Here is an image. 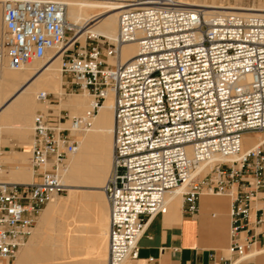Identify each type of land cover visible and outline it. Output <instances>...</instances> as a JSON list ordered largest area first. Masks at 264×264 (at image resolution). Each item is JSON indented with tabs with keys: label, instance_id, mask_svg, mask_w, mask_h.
<instances>
[{
	"label": "built area",
	"instance_id": "obj_1",
	"mask_svg": "<svg viewBox=\"0 0 264 264\" xmlns=\"http://www.w3.org/2000/svg\"><path fill=\"white\" fill-rule=\"evenodd\" d=\"M68 1L0 0V64L17 69L64 46L60 72L94 101L71 117L34 113L31 182L4 178L0 143V264H13L40 211L64 190L59 172L108 91L107 264L137 259L149 221L167 211L165 197L179 186L183 212L190 215L203 194L229 197L234 258L227 264L246 263L255 252L251 237L239 233L264 220V209L254 207L264 190V14L178 0H98L120 8L116 38L87 32L81 44L79 26L66 17ZM128 42L138 50L121 62ZM37 100L47 101V92L40 90ZM250 132L259 136L245 146Z\"/></svg>",
	"mask_w": 264,
	"mask_h": 264
},
{
	"label": "bare ground",
	"instance_id": "obj_2",
	"mask_svg": "<svg viewBox=\"0 0 264 264\" xmlns=\"http://www.w3.org/2000/svg\"><path fill=\"white\" fill-rule=\"evenodd\" d=\"M178 2L182 5L201 6L212 11H240L264 14V8L224 6L216 3L214 0H210L209 2L206 0H194L192 2L178 0ZM119 9V6L98 0H71L67 2L66 17L69 21L79 26V30L76 32L75 37L77 40H80V42L84 43V36L87 32L104 36L112 41L117 35ZM69 45H71V43ZM63 47L64 46H56L50 49L46 54L47 58L41 63L33 61L17 69L10 68L6 63L0 64V129L3 132L9 133L8 124L11 121H15V123H19L21 127V137L25 139L22 135H25L26 131L23 129L26 128L32 111L36 108H41L42 103L37 100V93L40 90L45 91V89L54 91L60 90L59 85L61 79L58 71ZM137 50L138 48L135 42L125 43L121 48L119 61L123 62L127 60L132 55L136 54ZM108 61L112 64L114 63V59L110 58ZM66 99L63 105L73 113H81L82 108L86 105L87 108L81 114L91 109L94 102L93 98L87 101V94L85 92L82 95L75 94ZM112 123L113 95L112 92L108 91L103 101L98 104L97 111L91 119L90 126L77 132V137H79L77 139V149L66 158L65 165L59 172L61 180L70 194L74 193V189L81 187L102 188L108 179L112 157ZM257 136H259L258 132L245 133L244 145L249 146L253 144ZM248 137L251 138L250 142L247 140ZM214 157L216 160L222 159L219 155H215ZM8 160L11 164L15 161L22 164L24 161L22 157L21 159H17L14 156H7V161ZM223 160L228 161L230 159L227 158ZM3 175L7 176L6 178L9 181L31 182L32 171L25 168L23 164L19 166L9 165L8 168L4 170ZM182 189L183 186H179L172 191L171 194L169 193L170 196L167 197V194L165 197L166 201L171 198L179 199V191ZM95 196L103 199L100 191H96ZM56 197L57 196L54 198ZM53 199L50 201H53ZM60 205L61 203L59 201H53L48 204V208L49 210L57 209ZM92 205L94 206L93 203ZM48 217L49 215H47V218ZM18 250L20 252L19 257H17L14 264H80L75 257V251L66 248H62L61 250L59 248L56 249L55 253L57 257H44L43 260H41L42 263H37L35 260H32L33 257L31 256V251L28 249L26 242Z\"/></svg>",
	"mask_w": 264,
	"mask_h": 264
},
{
	"label": "crops",
	"instance_id": "obj_3",
	"mask_svg": "<svg viewBox=\"0 0 264 264\" xmlns=\"http://www.w3.org/2000/svg\"><path fill=\"white\" fill-rule=\"evenodd\" d=\"M4 137L12 136L5 134ZM94 191V189H86L84 192L92 194ZM77 200L71 207L76 218L73 219L72 225L70 222H64L63 234L65 238L61 244L84 247V250H80L79 253L82 255L79 259L81 263L89 262L91 258L103 261L106 240H108L107 202L97 198L95 194ZM66 201L71 202V200ZM66 201L58 208L59 210H62V207L66 208ZM229 205L230 199L227 195L203 194L198 200L197 212L190 215L183 212L181 194L179 199H168L167 211L155 215L140 237L138 257L132 264H227L228 260L234 258V255L228 251L231 243ZM254 207L264 209V190L256 197ZM58 209L49 210L46 204L43 211L37 216L34 229L32 228L26 241L31 256L34 258L32 260L37 263H42L47 238L50 235V233L44 234L43 229L52 221V217L59 211ZM47 215H49L48 218ZM239 235L240 238L243 235L251 237L252 242L249 245V250L255 252L243 264H264V220L259 226L250 223L248 228L242 230ZM41 242L44 244L42 245Z\"/></svg>",
	"mask_w": 264,
	"mask_h": 264
},
{
	"label": "rangeland",
	"instance_id": "obj_4",
	"mask_svg": "<svg viewBox=\"0 0 264 264\" xmlns=\"http://www.w3.org/2000/svg\"><path fill=\"white\" fill-rule=\"evenodd\" d=\"M187 1H191L192 2L194 0H187ZM206 1L209 2L210 0H206ZM214 1L216 3L222 4L224 6H230L231 5V6H237V7L241 6V7H260V8H264V0H214ZM205 9H207V8H205ZM0 13H1V5H0ZM1 35H2V25L0 24V36ZM80 43L83 44L82 42H80ZM77 46H78V43L75 44L74 48H76ZM46 58H47V55L43 59L38 60L36 62L37 63H41ZM58 72H59V76H60V79H61L60 80V85H59L60 86L59 87L60 90L59 91H54V90L45 89V91L47 92V101L41 104V108H36V109H34L32 111V114L30 116L29 122L27 123L26 128L24 127L25 129H23L24 131H26L25 135H22L23 137H25V139H23L21 137V127L19 126V123H17V122L15 123V121H11L8 124L9 125L8 126L9 127V131H10L9 133H5V132H3L0 129V143L3 146V149H4V154L2 156V162L4 163V168L5 169H7L9 165H17V166H19V165L23 164L25 166V168H27V169L32 171L31 166H30V162H29L30 144H31V141H32V137H31V135H32V118H33L34 113L37 110H42V108H43V111H45V109H46V112L47 111H52L54 114H57L60 111V113L62 115H64V116L68 115L69 117H71L73 115L81 114L87 108V106L85 105V107L82 108L81 113H73V112L70 111V109H68L67 107H65L63 105L65 103V101L67 100L66 98H69V97H71V96H73L75 94L82 95L85 92L87 94V101L89 99H91L92 97L87 93V91H84L82 89H78L70 81L68 76H66L63 73H61L60 72V65H59V71ZM23 130H22V132L24 133ZM5 134L6 135H10L12 137H4ZM78 138L79 137H77V139ZM247 140H249V142H250L251 138L248 137ZM22 153H24V154H22ZM7 156H14L17 159H21V157H22L24 159V161H23L22 164L20 162H17V161L12 162V164H11V162H9V160L7 161ZM4 158H6V159H4ZM66 164H67V161H66ZM6 177L7 176L4 175V178L7 180ZM32 180H34L33 174H32L31 181ZM86 189L87 190L88 189H94L95 191L92 192V194H88V192H84ZM96 191H100L101 194H102V198L105 200V197H104V194L102 192V188L101 187H99L97 189H95L93 187H81V188L74 189V193L70 194L69 190L65 186H64V190L62 191V193L57 195V197L53 199V201H59L61 203L60 207L63 205V203H65L66 200H71V202H73V203H71L69 201H66L67 202L66 208L63 209L64 207H62V210L57 211L53 215V217H52L53 219H52L51 223L47 224L44 227L43 233L44 234H49L50 233V237H48V239H47V246H46V249H45L46 251H45V254H44L43 257L56 258L57 254L55 253V250L58 249V248L60 250L62 248L63 249L66 248V249L71 250V251H75L76 250L75 257H76V259L78 260V262L80 264H106L107 240H106V249H105L104 255L102 257L103 261H101V262H100V260H96L97 258L96 259L95 258H91L89 260V262H82L81 263L79 259L81 258L82 255H79V253L81 252L80 249L83 250L84 247H82V246H76V247L63 246L61 244V243L64 242V238H65L64 235H63V232H64L63 227L65 225L64 222H68V223L70 222V224H71V223H73V219L76 218V215L74 214V212L72 211V208H71L73 205H75L74 202L76 203L77 199H79L81 197L94 195ZM182 191H183V189L181 191H179V195L178 196H180ZM170 194H168L167 197L170 196ZM53 201H49L47 203V205L50 202H53ZM45 206L43 208H45ZM42 211H43V209L40 211V213ZM71 225H69V226H71ZM41 243H42V245L44 244V242H41ZM19 253L20 252L18 250L14 262L17 260V257H19ZM14 262H13V264H14ZM132 263H133V261H125L122 264H132Z\"/></svg>",
	"mask_w": 264,
	"mask_h": 264
}]
</instances>
